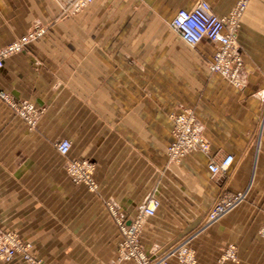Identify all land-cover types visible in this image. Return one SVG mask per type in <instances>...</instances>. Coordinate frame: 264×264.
Segmentation results:
<instances>
[{
    "label": "crops",
    "instance_id": "obj_1",
    "mask_svg": "<svg viewBox=\"0 0 264 264\" xmlns=\"http://www.w3.org/2000/svg\"><path fill=\"white\" fill-rule=\"evenodd\" d=\"M201 1L225 17L241 0H95L77 14L63 12L70 0H0V50L48 28L0 71V93L42 110L31 129L0 96V231L29 240L43 264H136L119 259L109 204L131 221L152 198L160 207L139 236L151 260L181 264L174 251L186 246L197 264H264V0H247L239 19L240 87L211 72L214 44L191 48L171 27ZM184 110L210 151L170 163L171 116ZM62 140L72 143L67 157ZM230 154L234 164L213 177L209 163ZM86 159L96 193L65 172ZM237 194L207 221L220 198ZM232 245L238 263L223 262Z\"/></svg>",
    "mask_w": 264,
    "mask_h": 264
},
{
    "label": "built area",
    "instance_id": "obj_2",
    "mask_svg": "<svg viewBox=\"0 0 264 264\" xmlns=\"http://www.w3.org/2000/svg\"><path fill=\"white\" fill-rule=\"evenodd\" d=\"M95 0H70L68 6L63 7L65 14H77ZM247 0H241L235 10L229 16L220 17L216 15L206 1H201L193 9H181L175 14L171 21L172 29L191 48L197 47L201 42L207 40L216 46L213 60L209 64L211 72L224 77L230 84L240 87L242 81L240 74L244 67L243 56L237 50V29L239 19L246 8ZM48 33V28L35 26L19 40L0 50V71L5 67L6 60L15 54L22 53L33 42L38 41ZM15 113L21 117L28 126L33 129L37 125L42 110L35 103L29 101L14 102L5 93H0ZM173 128V142L166 150L167 159L170 163L179 164L187 156L195 151L208 154L209 143L206 141L201 127L190 110L171 116ZM72 143L69 140H62L57 144V150L63 157L69 156ZM233 155L226 156L220 163L211 161L208 165L213 177L220 173L227 172L234 164ZM68 177L75 184L85 185L89 191L96 193L99 184L95 179V164L90 160H72L65 166ZM242 199V194L224 196L220 198L208 214L207 221L215 222L235 207ZM160 201L156 198L149 200L142 212L134 220L127 221L120 210L109 204V209L116 219V223L123 235L119 244V259L121 261H135L136 264H163V261H153L143 249L140 242L142 221L152 217L160 207ZM264 237V225L261 232ZM31 244H25L12 234L0 233V259L12 261L17 253H21L25 261L30 264H38L31 256ZM181 264H197L195 252L186 247L179 246L174 251ZM234 246H230L222 261H236Z\"/></svg>",
    "mask_w": 264,
    "mask_h": 264
},
{
    "label": "rangeland",
    "instance_id": "obj_3",
    "mask_svg": "<svg viewBox=\"0 0 264 264\" xmlns=\"http://www.w3.org/2000/svg\"><path fill=\"white\" fill-rule=\"evenodd\" d=\"M65 172H66V170H65ZM66 174H67V173H66ZM67 176H68V175H67ZM263 225H264V221H263V223H262V225H261V227H260V229H259V231H258V236H259L262 240H264V237H263L262 234H261V232H262V228H263ZM0 233H1V234H12V235L16 236L17 239L21 240L23 243H25V244H31V248H30V252H29V253L31 254V256L34 257L35 260H37V262H39L38 264H43V262H42L39 258H37V256L35 255V253H34V248H33V244H32L29 240L24 239L23 237H21L18 233L14 232V231H0ZM232 246H234V245H232ZM234 247H235L236 256H237V248H236V246H234ZM228 248H229V247H228ZM228 248H227V249H228ZM227 249H226V250H227ZM226 250H225V252H226ZM225 252H224V253H225ZM223 255H224V254H223ZM236 258H237L236 261H231V262H233V263H238V256H237ZM18 261L22 262L23 264H30V263H27V262L25 261V259H24V257L22 256L21 253H17V256H15V258H14L12 261H7V260L0 259V262H1L2 264H13V263H16V262H18ZM223 262H230V261H223Z\"/></svg>",
    "mask_w": 264,
    "mask_h": 264
}]
</instances>
